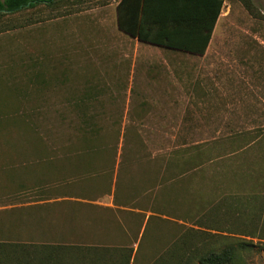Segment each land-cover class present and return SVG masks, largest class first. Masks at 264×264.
Wrapping results in <instances>:
<instances>
[{"label": "rangeland", "instance_id": "rangeland-1", "mask_svg": "<svg viewBox=\"0 0 264 264\" xmlns=\"http://www.w3.org/2000/svg\"><path fill=\"white\" fill-rule=\"evenodd\" d=\"M118 2L65 0L0 19V240L57 243L20 218L18 205L101 198L117 206L126 240L110 223L105 233H87L86 243L129 246L130 264L222 250L228 242L188 216L201 175L192 170L171 187L167 168L176 162L168 155L204 146L192 166L206 161L208 176L216 157L240 174L259 158L231 153L264 138V0H226L204 56L124 35ZM88 124L106 134V153H69V133ZM85 161L94 172L83 170ZM167 201L180 210L165 212ZM244 241L242 264H264L259 242Z\"/></svg>", "mask_w": 264, "mask_h": 264}, {"label": "trees", "instance_id": "trees-1", "mask_svg": "<svg viewBox=\"0 0 264 264\" xmlns=\"http://www.w3.org/2000/svg\"><path fill=\"white\" fill-rule=\"evenodd\" d=\"M64 1L0 0V19L34 10L39 6L53 8ZM225 2L226 0H119L116 8L117 25L120 32L141 43L176 53L204 56ZM69 137L67 149L71 154L97 155L106 150L105 144L101 145L106 134L89 124L74 129ZM203 147H182L168 155L176 162L173 167L170 165L167 168L170 175L174 174L173 181L177 183L171 187H177L180 179L192 170L197 173L193 175L200 174L202 183L197 188H190V192L194 194L188 216L196 226L214 231L216 234L210 235L211 237L220 236L228 244L225 242L227 247L222 250H196L172 256V264H242L243 252L249 248L244 239H256L264 249V138L231 153L232 156L240 157L257 151L259 155L256 162L241 174L229 167L222 169V165L231 163L232 160L217 162L221 157L210 161L214 167L210 176L203 170L206 161L193 167V162L206 152L202 150ZM80 164L84 166L83 170L94 166L93 162L88 161ZM187 166L193 168L189 169ZM165 191L168 192L169 189ZM177 200L182 201L181 195H178ZM161 206L171 214L180 210L171 208L169 201ZM183 206L182 202L181 207ZM181 215L182 213H177V216ZM195 216H198L196 221L193 219ZM118 251L123 254L115 257ZM132 252L133 250L130 253L129 246L116 248L66 243L27 244L13 242L11 239L0 240V264H130Z\"/></svg>", "mask_w": 264, "mask_h": 264}, {"label": "crops", "instance_id": "crops-1", "mask_svg": "<svg viewBox=\"0 0 264 264\" xmlns=\"http://www.w3.org/2000/svg\"><path fill=\"white\" fill-rule=\"evenodd\" d=\"M68 199V197H64L61 199L55 198L54 200H33L26 202L25 204L23 203L18 205L16 208H19V210L16 211H18L20 218L24 217L27 222L28 220L30 221L32 226L43 231V235L48 236V238H46L47 241L66 244L69 242H79L83 244L71 245H86V241L88 239L85 236L87 233L89 234L91 231L93 233L95 231V227L102 233H105L109 229L105 228H107L110 223H113V226L118 231V235L121 236L120 239L123 241L126 240L124 239V234H126V232L123 224H121L119 220L115 221V217L117 216L116 205L112 203L114 208L104 207L103 203L99 201L101 198L98 200L88 201L87 199L80 198L75 202L72 200L73 203ZM81 208H88L93 212H90L89 215H87V212L81 211ZM0 209L3 210V207ZM96 210L103 212V214H101L100 217L98 216V218L94 213ZM107 213H110L111 215ZM101 227L103 229H101ZM64 230H68L69 233H72V237L66 235ZM87 245L110 246L92 243ZM112 247L118 248L124 246Z\"/></svg>", "mask_w": 264, "mask_h": 264}]
</instances>
